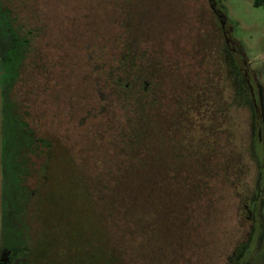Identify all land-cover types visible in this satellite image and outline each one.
<instances>
[{
  "label": "rangeland",
  "instance_id": "374dc122",
  "mask_svg": "<svg viewBox=\"0 0 264 264\" xmlns=\"http://www.w3.org/2000/svg\"><path fill=\"white\" fill-rule=\"evenodd\" d=\"M26 1L22 14L36 25L38 15L44 30L19 79L0 36V264H16L35 242L44 254L48 226L60 231L74 218L80 189L89 197V188L114 187L115 177V187H126L135 173L136 232L122 230L128 218L104 217L107 192L97 206L103 217L92 214L100 231L86 247L110 255L112 239L120 248L129 240V253L112 252L121 264H264V4L214 0L249 79L224 47L211 0ZM127 40L143 75L136 88L149 83L133 116L128 100L110 105L104 82ZM21 115L46 142L39 152L47 158H29V141L20 151ZM128 124L138 132L129 152H139L130 170L119 137Z\"/></svg>",
  "mask_w": 264,
  "mask_h": 264
},
{
  "label": "trees",
  "instance_id": "16d2710c",
  "mask_svg": "<svg viewBox=\"0 0 264 264\" xmlns=\"http://www.w3.org/2000/svg\"><path fill=\"white\" fill-rule=\"evenodd\" d=\"M14 1L16 2L15 6L13 5ZM26 2V0H0V36L1 39H5L6 43L11 46L10 51L6 54L5 60L8 63H12V67L15 68L14 73L16 78L18 76V79L21 69L29 58L30 54L35 55L37 41L42 37V32L44 30L38 15L34 17L37 23L36 25L33 19L29 21L28 16L22 14L21 10L25 11ZM263 4L264 0H253V5L255 7L262 6ZM28 14H30V16L34 15L31 10L28 12ZM214 17L217 19L215 14ZM219 28L221 29V26ZM133 42L134 41L127 40L126 44H122V46L117 49V54L114 57L115 59H112L111 63H109L107 67L106 72H104L105 87H107L108 93L114 97V100H111L110 105L120 107V105L124 104V101L128 100L129 106L127 107L129 110H131L130 116L136 115L138 111L144 107L146 104L145 96L149 95V88L147 87L149 85L148 82L143 81V85H141L139 88H136V84L142 80L143 75L140 74L141 71L139 67L136 66L135 62L133 61L134 56L131 54L135 52L133 50ZM224 47L226 48V45ZM12 85H10V88ZM13 86L11 91L13 90ZM104 91L105 88L97 89V92L100 94V96H103L102 94H104ZM110 105L106 104L108 107ZM18 122H20L21 127L16 129L17 131L15 130L14 140L19 145L20 151H26L25 141H29L31 145L35 146V150L32 151L31 149V151L28 153L29 158L32 155L38 160H40V158H47L46 155L39 152V149H41L44 144H46V142L43 141L41 137H36L34 135L22 115L20 117L18 116L17 123ZM132 129L133 126L128 124L127 132L119 136L122 139L121 142L124 143L123 153L121 152V154H125V161L127 163L126 167L128 170L135 167L131 165V161H137V155L139 153L135 152L132 155L131 152H129V148L133 144L131 140H133L132 138L138 134V132H135L133 131L134 129ZM24 162H27L26 158L24 159ZM33 165L34 172L39 173V171L42 170L44 163L39 164L38 170L35 168V164ZM143 167L145 166H142V168ZM135 174L134 176L131 174L126 175V187H115L121 184L119 177H115V181L113 182L114 187L101 186L93 187V189L89 188V197L84 195L83 189H80V194L78 193V195L76 194L75 196L73 194L72 196H74L75 199L80 200V203L77 204V207H74V218H69L70 214H68L65 219L61 221L60 231H56L54 225H49L48 234L46 235L45 253L43 254L42 252L43 244L41 243L40 245V243L35 242V246L29 250L27 249L25 256L16 264H121V262L116 258L117 255L113 254L112 252L119 254L122 253L123 255L129 253V240H124V245L122 248H120L116 245L115 240L113 241L112 239V244L110 245V255L108 253H104V246L102 248V246L95 244V247H86L85 242L86 239H90V235L93 232L96 234V231H100L96 221L92 220V214L94 210H96L98 216L103 217L104 212H102V210L99 208L101 204L100 202L106 196L107 192L109 193L108 197L110 198V203H108V213L106 212L107 215L105 214L104 217L106 216L107 220L114 216H116V218H128L126 224H121L122 230H125L127 234L131 235L136 232L138 224L134 223L133 220L137 216L136 207L138 206L139 199L138 191L141 188L137 185L139 184V181L142 179V177L140 179V177L138 178V175ZM143 178L147 179L149 182L152 181L153 177L146 175V177ZM135 185L137 187H135ZM120 190L124 192V198L122 199L118 198V193L121 192ZM35 191H31V196L35 194ZM64 197L66 196L64 195ZM83 197L90 200V205L92 206L90 207V210H88V208H82L84 202ZM113 199L115 200L113 201ZM64 209L67 208L64 207ZM257 213H259V210ZM88 220L92 221L87 222ZM116 225L118 224L116 223ZM260 229L261 228H259V230ZM74 232L76 233L75 235ZM130 241L134 244V239H131ZM123 258L124 259H122V263L127 264L126 257Z\"/></svg>",
  "mask_w": 264,
  "mask_h": 264
},
{
  "label": "water",
  "instance_id": "95a60500",
  "mask_svg": "<svg viewBox=\"0 0 264 264\" xmlns=\"http://www.w3.org/2000/svg\"><path fill=\"white\" fill-rule=\"evenodd\" d=\"M211 9L213 13L216 15L218 22L220 23L221 26V32H222V37L224 40V43L226 45V48L228 49L229 53L231 54V57L234 58L236 61L238 67L244 72L249 78V74L247 72V69L245 67V57L243 56L242 52L238 48L237 44L235 43L233 36H232V27L228 23L225 14L221 11V9L216 5L214 0L210 1ZM241 61L239 62L238 60ZM238 61V62H237ZM250 79V78H249Z\"/></svg>",
  "mask_w": 264,
  "mask_h": 264
},
{
  "label": "crops",
  "instance_id": "0c3cea01",
  "mask_svg": "<svg viewBox=\"0 0 264 264\" xmlns=\"http://www.w3.org/2000/svg\"><path fill=\"white\" fill-rule=\"evenodd\" d=\"M0 187H4V180L2 173L0 174ZM6 187H11V186L6 185Z\"/></svg>",
  "mask_w": 264,
  "mask_h": 264
},
{
  "label": "flooded vegetation",
  "instance_id": "af4514ba",
  "mask_svg": "<svg viewBox=\"0 0 264 264\" xmlns=\"http://www.w3.org/2000/svg\"><path fill=\"white\" fill-rule=\"evenodd\" d=\"M254 84H255V87H256V89H257L256 91H258V87H257V85H256L255 82H254ZM146 85H147V84H146ZM257 141H258L259 143L263 144V141H261L260 139H258Z\"/></svg>",
  "mask_w": 264,
  "mask_h": 264
}]
</instances>
